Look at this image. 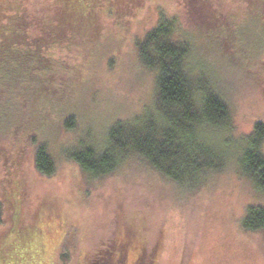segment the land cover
<instances>
[{
  "label": "rangeland",
  "instance_id": "1",
  "mask_svg": "<svg viewBox=\"0 0 264 264\" xmlns=\"http://www.w3.org/2000/svg\"><path fill=\"white\" fill-rule=\"evenodd\" d=\"M114 2L96 35L85 27L90 35L50 50L56 73L22 83L0 70V242L19 216L43 251L40 264H86L123 237L133 245L124 264H264V231L241 225L250 207H264V193L240 166L244 137L264 123V0ZM161 11L178 19L191 65L212 78L230 110L231 130L206 135L226 167L195 188L134 160L94 178L68 155L79 143L101 150L116 122L154 104L156 75L137 43ZM41 144L55 161L50 177L34 164ZM135 245L145 246L142 258Z\"/></svg>",
  "mask_w": 264,
  "mask_h": 264
},
{
  "label": "trees",
  "instance_id": "2",
  "mask_svg": "<svg viewBox=\"0 0 264 264\" xmlns=\"http://www.w3.org/2000/svg\"><path fill=\"white\" fill-rule=\"evenodd\" d=\"M114 1L0 0V70L22 83L34 74L56 73L50 50L76 40L79 33L90 35L85 27L94 33L89 37L96 35L101 11L112 13ZM178 23L161 11L157 26L137 43L142 62L156 75L154 104L131 120L116 122L101 150L79 143L80 147L69 151V158L84 173L94 178L107 176L134 160L148 164L178 186L195 188L225 169V157L206 135L209 130H231L230 110L214 89L212 78L191 65L188 40L177 37ZM10 61L16 65L15 72L19 67L16 76L12 68L2 69V62ZM72 120L66 121L67 129ZM244 140L242 174L264 193V123H256ZM34 164L44 176L55 173V161L44 144L37 147ZM3 214L0 202V225ZM14 222V229L0 242V264H40L43 251L35 235L24 230L19 216ZM241 225L248 233L264 231V207H250ZM130 243L123 237L117 247L110 246L113 250L102 248L86 264H124L133 246ZM144 248L134 246L138 255ZM144 262L152 264L153 260Z\"/></svg>",
  "mask_w": 264,
  "mask_h": 264
}]
</instances>
